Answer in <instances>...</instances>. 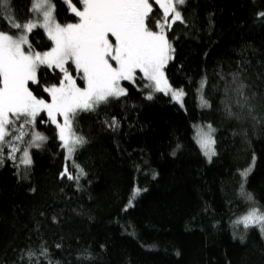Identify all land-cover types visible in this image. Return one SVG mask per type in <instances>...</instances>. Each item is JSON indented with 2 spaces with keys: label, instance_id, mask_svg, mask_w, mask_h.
Wrapping results in <instances>:
<instances>
[{
  "label": "trees",
  "instance_id": "obj_1",
  "mask_svg": "<svg viewBox=\"0 0 264 264\" xmlns=\"http://www.w3.org/2000/svg\"><path fill=\"white\" fill-rule=\"evenodd\" d=\"M53 5L57 23L78 21L65 0ZM32 6L10 0L0 32L19 34L10 18L29 21ZM177 8L183 22L166 33L173 51L163 71L185 93L183 106L137 72L121 83L126 95L78 112L73 130L87 142L70 161L45 112L34 128L21 130L23 118L16 131L10 126L5 139L20 140L31 163H21L22 151L10 159L9 146L0 156V264H264L260 225L234 224L253 207L264 212V0H184ZM27 39L37 52L52 47L40 28ZM62 75L41 65L29 88L49 103L44 89ZM195 124L214 129L209 160L194 142ZM34 132L47 138L38 147ZM66 168L74 179L61 175Z\"/></svg>",
  "mask_w": 264,
  "mask_h": 264
},
{
  "label": "snow or ice",
  "instance_id": "obj_2",
  "mask_svg": "<svg viewBox=\"0 0 264 264\" xmlns=\"http://www.w3.org/2000/svg\"><path fill=\"white\" fill-rule=\"evenodd\" d=\"M65 3L78 17L76 23H57L51 0H33L32 11L43 16L42 24L37 25L33 20L21 24L11 17V25L20 34L0 32V156L4 148L10 146V159L15 160V152L22 151L21 163H31L27 147L19 149L5 138L10 134V126L11 131L17 130L15 126L21 118V130L25 124L34 128L37 115L43 111L58 129L61 147L66 150L65 159H71L77 146L87 142L73 130V120L78 112L94 111L109 97L126 95L120 82H134L137 72L149 81L146 87H154L155 91L166 95L170 93L172 99L183 106L185 93L171 87L163 69L173 51L166 33L176 21L183 22L177 5H182L184 0H155L162 15L154 11L151 0H80L82 10L72 0H65ZM0 13L10 16V0H0ZM37 26L45 29L53 45L43 53L31 47L25 34ZM41 65L53 71L58 69L63 74L59 85L44 89L51 97V103L37 98L29 88V82H39L37 70ZM73 67L75 75L71 71ZM77 79L84 81L83 87L78 86ZM200 102L201 106H209L202 92ZM58 115L63 117L62 124L57 121ZM115 125L113 120L112 126ZM207 129L197 126L194 139L205 155H214L215 141L211 135L214 129L211 125ZM16 139H22V136ZM46 139L41 133L34 132L32 146L38 147L36 142ZM80 174L84 175L83 169ZM61 175L74 179L67 168ZM138 192L139 189H134L133 199ZM245 195L247 200H252L251 194ZM254 223L264 232V212L255 207L234 221L245 228Z\"/></svg>",
  "mask_w": 264,
  "mask_h": 264
},
{
  "label": "rangeland",
  "instance_id": "obj_3",
  "mask_svg": "<svg viewBox=\"0 0 264 264\" xmlns=\"http://www.w3.org/2000/svg\"><path fill=\"white\" fill-rule=\"evenodd\" d=\"M51 3H52V5H53V0H51ZM33 7V6H32ZM53 16H54V11H53ZM30 20H33V21H35L36 23H37V25H39V24H42L43 23V16L42 15H40V14H37V13H35V12H33V11H31V19ZM36 28H40L41 30H43V32L45 33V35H46V37L48 38V35H47V33H46V31H45V29L44 28H42V27H39V26H37V27H35V28H33V29H36ZM32 29V30H33ZM28 33L29 32H25V34L26 35H28ZM20 34V33H19ZM19 34H17V35H19ZM49 39V38H48ZM114 39V38H113ZM50 40V39H49ZM50 42H51V44H52V41L50 40ZM25 46L26 45H24L23 47L25 48ZM53 46V45H52ZM41 53H43V52H41ZM113 64L115 63L114 61L112 62ZM122 82H124V81H121L120 83H122ZM126 82H130V81H126ZM130 83H133V82H130ZM121 86H122V84H121ZM123 87V86H122ZM177 90V89H176ZM163 94H165L164 92H162ZM49 95V94H48ZM166 95V94H165ZM173 102H175L176 104H178V105H180L181 106V103H178V102H176V101H174L173 99H172V96H171V94L169 93L168 95H167ZM50 97V96H49ZM183 98H184V96H183ZM183 98H182V103H183ZM49 103H51V97H50V102ZM45 114H46V116H47V113L45 112ZM48 117V116H47ZM57 121L59 122V123H63V117L62 116H57ZM55 126V125H54ZM197 126H199L200 128H202L203 130H205V131H207L208 129H207V126L208 125H201V124H195L194 126H193V132H194V134H193V138L195 137V135H196V130H197ZM55 128H56V126H55ZM56 130H57V133H58V129L56 128ZM211 135H212V138H213V133H211ZM214 139V138H213ZM60 141V140H59ZM20 142V140H17L16 142H15V147H17V148H19L18 147V143ZM194 142H195V144H196V146L198 147V149L200 150V152L203 154V156L206 158V159H211L214 155H205L204 154V152L201 150V148L199 147V145L197 144V142H196V140L194 139ZM60 143L62 144V142L60 141ZM10 147V146H9ZM213 148H214V145H213ZM63 150H64V153H65V157H66V150L63 148ZM17 152V151H16ZM16 152H15V154H16ZM10 154V153H9ZM72 156H73V154H72ZM71 159H72V157H71ZM71 159H68V160H66V161H70ZM253 225H256L255 223L253 224Z\"/></svg>",
  "mask_w": 264,
  "mask_h": 264
}]
</instances>
